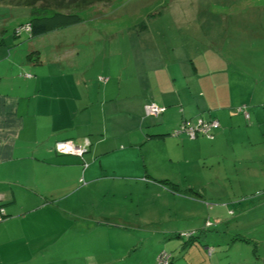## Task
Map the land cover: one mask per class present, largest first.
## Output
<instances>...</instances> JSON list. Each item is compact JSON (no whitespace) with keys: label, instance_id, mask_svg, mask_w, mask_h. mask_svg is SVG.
I'll return each instance as SVG.
<instances>
[{"label":"rangeland","instance_id":"1","mask_svg":"<svg viewBox=\"0 0 264 264\" xmlns=\"http://www.w3.org/2000/svg\"><path fill=\"white\" fill-rule=\"evenodd\" d=\"M2 1L0 28L11 32L14 22L27 21L29 9ZM77 13L80 21L73 25L16 37L30 45L28 61L62 66L65 79L88 80L94 91L137 73L147 82L156 71L167 82V73L174 75V66L184 63L180 57H195L208 47L243 70L242 79L250 78L239 89L250 93L253 102L247 103L251 116L239 122L240 130L217 143L184 149L145 145L134 152L131 157L142 166L143 157L165 160L160 174L169 173L186 186L170 197L130 179L107 182L114 195L97 200V211L109 204L112 216L136 224L133 231L96 226L90 232L75 230L72 238L65 232L70 239L53 259L58 264H150L164 250L172 256L170 264H264V0H104ZM186 80L190 86L194 77ZM177 82L185 80L177 77ZM82 121L77 122L81 128ZM171 132L166 136L172 137ZM94 187L91 191L105 190L103 184ZM148 233L150 239H139Z\"/></svg>","mask_w":264,"mask_h":264},{"label":"crops","instance_id":"2","mask_svg":"<svg viewBox=\"0 0 264 264\" xmlns=\"http://www.w3.org/2000/svg\"><path fill=\"white\" fill-rule=\"evenodd\" d=\"M17 25H10L11 32L6 26L0 28V208L5 213L0 222V264H58L52 256L70 239L65 232L72 238L80 228L90 232L96 226H115L133 231L136 224L112 216L109 204L97 211V200L106 202L114 195L107 182L130 179L170 197L186 185H178L169 173L160 174L165 160L143 157L142 166L131 155L145 145L184 149L205 141L217 143L240 130L245 113L233 107L253 102L250 93L239 89L250 78L242 79L243 70L231 66L217 49L205 47L195 57H180L184 63L174 66V75L167 73V82H161L156 71L147 82L137 73L136 78L106 82L93 91L88 80L65 79L62 66L29 62L30 45L15 40ZM189 76L194 77L190 86ZM177 77L185 82H177ZM149 102L166 110L146 116L143 108ZM202 115L219 121L214 139L166 136L182 121ZM80 120L83 128L77 123ZM84 138L90 146L81 159L52 149L57 140ZM129 168L134 174L127 173ZM101 184L103 192L91 191ZM150 237L148 233L139 239Z\"/></svg>","mask_w":264,"mask_h":264},{"label":"trees","instance_id":"3","mask_svg":"<svg viewBox=\"0 0 264 264\" xmlns=\"http://www.w3.org/2000/svg\"><path fill=\"white\" fill-rule=\"evenodd\" d=\"M2 2L10 6H13V7H25L29 9L28 10L29 20L27 22H24L22 24H18L17 26H15L13 29V32H15L16 37H20V35L23 32L27 33L26 34L27 36L29 35L32 37V36H39L46 32L56 30L59 28H63L66 26H70V25H73L79 22L80 16L77 13L78 11L87 9L89 6L95 3L104 2V0H6L5 2L4 1ZM24 24L29 25L30 27L29 31H25L21 29L23 28ZM242 110H246V107L242 106L237 109V111H241V112ZM243 113H246L248 117L245 116V118L249 119V114L246 111H244ZM198 117L200 116H197L195 118H198ZM202 119L209 120V119H216V118L209 117V118H202ZM218 128H220V123H219ZM217 129H215L213 132L214 137H215V132ZM198 136L206 137L205 135H198ZM214 137L212 139H214ZM4 217H5V213H3V215L1 216L0 222L4 219ZM168 255H169L168 264H170V260L172 256L171 254H168ZM157 256H156V259H157ZM156 259L153 264L156 263Z\"/></svg>","mask_w":264,"mask_h":264},{"label":"built area","instance_id":"4","mask_svg":"<svg viewBox=\"0 0 264 264\" xmlns=\"http://www.w3.org/2000/svg\"><path fill=\"white\" fill-rule=\"evenodd\" d=\"M25 31H29L30 27L28 24H24L23 28ZM166 110L164 106L158 105L154 102H149L144 105V114L146 116H157ZM245 116L248 115L245 113ZM219 127L217 119H202L201 117L184 120L181 122L178 128L171 132L172 136L185 135L189 139H195L198 135H205L207 138L212 139L214 137V130ZM89 147L88 139H83L82 143L76 144L71 140H60L54 144L53 150L58 154H70L82 157L86 152L85 150ZM86 166V164L84 163ZM3 208H0V220L3 215ZM169 255L165 251H161L156 259L155 264H168Z\"/></svg>","mask_w":264,"mask_h":264},{"label":"clouds","instance_id":"5","mask_svg":"<svg viewBox=\"0 0 264 264\" xmlns=\"http://www.w3.org/2000/svg\"><path fill=\"white\" fill-rule=\"evenodd\" d=\"M165 108H166V107H165ZM143 109H144V108H143ZM193 119H194V118H193ZM189 120H190V119H189ZM172 131H173V130H172ZM84 139H85V138H84ZM86 139H87V138H86ZM62 140H71V141L74 142V140H72V139H62ZM57 141H60V140H57ZM57 141H56V142H57ZM88 141H89V140H88ZM56 142H55V143H56ZM55 143H54V144H55ZM74 143H75V142H74ZM81 143H82V142H81ZM76 144H79V142L76 143ZM89 145H90V143H89ZM53 147H54V146H53ZM88 148H89V147H88ZM52 149H53V148H52ZM87 150H88V149H87ZM57 154H58V153H57ZM65 155H70V154H65ZM74 156H75V155H74ZM78 157H79V156H78ZM80 158H81V157H80ZM83 165H84V164H83Z\"/></svg>","mask_w":264,"mask_h":264},{"label":"bare ground","instance_id":"6","mask_svg":"<svg viewBox=\"0 0 264 264\" xmlns=\"http://www.w3.org/2000/svg\"><path fill=\"white\" fill-rule=\"evenodd\" d=\"M86 151V150H85Z\"/></svg>","mask_w":264,"mask_h":264}]
</instances>
